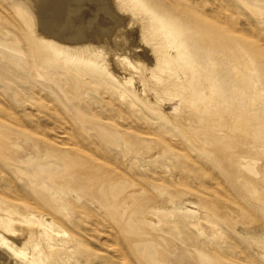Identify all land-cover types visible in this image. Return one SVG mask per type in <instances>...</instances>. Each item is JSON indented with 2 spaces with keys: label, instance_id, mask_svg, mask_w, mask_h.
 <instances>
[{
  "label": "rangeland",
  "instance_id": "rangeland-1",
  "mask_svg": "<svg viewBox=\"0 0 264 264\" xmlns=\"http://www.w3.org/2000/svg\"><path fill=\"white\" fill-rule=\"evenodd\" d=\"M53 1L43 10L35 0L33 8L19 0H0V201L23 206L40 232L59 234L77 264H177L179 251L198 247L224 262L263 261L257 251L264 250V188L257 170L259 165L264 168V155L258 157L264 152V0H157L173 16L181 14L198 25L182 26L193 38L179 41L188 51L184 64L190 75L183 66L177 65V70L189 93L171 94L164 84L138 72L135 87L148 96L139 99L123 91L114 78L70 76L61 57L39 66L29 40L44 34L64 40L61 30L53 29L57 26ZM91 1L64 2L62 28L111 39L108 28L117 29L130 15L112 0ZM136 30L132 26L128 32L133 35ZM252 47L258 55L252 54ZM239 49L251 58V66H245ZM170 53L176 55L172 47ZM130 59L122 57L126 64ZM113 67L127 73V68ZM63 70L69 83L64 86L58 81ZM207 85L211 93L205 99ZM203 101L218 113L224 107L229 118L249 109L251 131L240 134L242 149L221 144L226 134L210 137L225 132L197 115V102ZM153 103L159 112L148 106ZM105 126L125 135L108 143L100 135ZM192 128L205 129L208 135L191 136ZM152 144L156 151L147 148ZM134 145L146 149L134 152ZM109 164L119 165L127 187L136 186L118 217L124 221L136 210L127 223L132 228L125 231L134 235L132 244L91 196L80 198L75 190L61 188L47 177L48 173L65 177L67 170L76 168L100 174ZM236 169L244 176L234 184L229 175ZM37 190L45 193L44 200ZM219 201L228 206L220 208L215 203ZM201 216L214 224L200 229ZM186 264L198 263L188 259Z\"/></svg>",
  "mask_w": 264,
  "mask_h": 264
},
{
  "label": "bare ground",
  "instance_id": "bare-ground-1",
  "mask_svg": "<svg viewBox=\"0 0 264 264\" xmlns=\"http://www.w3.org/2000/svg\"><path fill=\"white\" fill-rule=\"evenodd\" d=\"M48 1L49 0H35V4L37 7L39 6L40 9L44 10ZM66 1L68 0H54V9H52L54 10L52 15L54 14L53 17L56 19L55 23L57 24V26H55L53 29L56 30V28H59L61 30L59 31V36L64 40H56L58 39L56 37V39H52L50 36L46 37L45 34L41 35L40 38H31L29 40L30 48L32 47L39 66H43V63L50 58L55 59L57 57H61L68 64V68L66 70L70 76L78 78L88 75L97 78H114L115 80L119 81L123 91L129 92L132 94V96L137 97L138 99L148 98L145 93H139V89L137 90L135 87L136 84L134 83V79L138 72H140L146 80L152 81L156 84L158 83L157 85L164 84L166 90H168L171 94L183 95V97L188 95L189 90L183 87V82L179 78V73L177 70V65H180V67L183 66V71L187 77H189L190 69L184 64V59L188 57V51L187 48L179 44V41L188 42L190 38H193V36H190L189 33H185L181 29L182 26L197 29V24L187 20V18L181 14L173 16V14H171L167 8H164V6L161 5L157 0H112L114 2L113 4H116L120 11L130 15V17L125 23H119V26L116 27L117 29H112L113 25L112 27L110 26L111 28L109 27L108 29L110 31L109 33H111V39H107L103 35L106 39L104 38L102 40L101 36H99L100 38L93 35L91 37V35H87L83 31L81 32V30L79 31V28L75 29V27H73L74 29L72 28V30L69 29V27L66 28L65 26L62 28L65 22L64 13L67 14L64 10V2ZM77 1L79 3H86L88 1L90 2L91 0H76V3ZM19 2L24 6L31 5V8L34 7L31 0H19ZM79 10L80 9H78V12ZM45 12L46 13H44V15L42 14L44 17L46 14H48L46 10ZM74 13L76 12L74 11ZM75 19L77 18L75 17ZM118 21L120 22V20ZM72 23H74V21ZM87 23L89 24V22ZM88 24L87 26L89 27ZM74 25L72 24V26ZM132 26L137 27V30L135 31L136 34H133L135 37L130 35L131 33L129 34L128 32L129 27ZM4 31L5 28L2 29V33H4ZM88 31L90 32L91 30ZM50 35H52V33ZM171 47L175 50V56L170 53ZM251 52L254 56H256V54L258 55L259 53L255 47L251 48ZM119 54H121V56H119ZM128 55H130L131 59L130 63L126 64L122 60V57ZM238 55L244 60L246 67L251 66V58H248L247 54L242 49H239ZM188 59L189 57L187 60ZM234 62L235 60H231L230 64L233 66L234 71H237L236 66L233 64ZM113 63H115L121 69L125 70L127 68V73L125 72V75H123V72H120L119 69L115 71L116 69L113 67L115 64ZM36 69L40 70V67ZM259 69L263 70L260 67ZM64 71L65 70L58 74V81L63 86L64 84H69L68 80L66 79V73H63ZM235 74H237V72ZM209 85L205 86L203 89L205 99L208 98L211 93ZM149 98L151 99L150 96ZM197 103L200 111H195L197 112V115L200 114V119L212 120L215 127L218 126L219 129L225 132L222 133L221 131L217 135L210 137L215 139V137H221L226 134V139L225 141H222L221 144H224L233 150L242 149L240 146L241 141L239 136L241 133L251 131V114L249 109L242 110L241 114L229 118L227 115H225L226 113L223 112L225 110L224 107L220 108L221 110L218 113L211 106L205 105V101H203V103ZM155 105L153 103V105L148 106L154 110L156 109V112H159V108H156ZM249 105L251 104L249 103ZM186 122L183 124L186 125ZM188 128L190 129V127ZM103 129L104 130H100V135L108 143L115 144L116 141L113 140L114 136L125 135L124 132L119 131L112 126H105ZM204 130L197 131L192 128L190 135L198 137L201 135H208L207 131ZM199 142H201V139ZM215 142L219 143L218 139ZM3 144H5V142H3ZM76 144L77 143H75L74 146ZM78 144L80 145V143ZM147 148H151L153 151H156L154 144L147 146ZM145 149L146 147L143 146L139 148L135 146L133 147L132 151L143 152ZM158 150L162 151L163 149L159 148ZM258 155L257 156L260 157V155H264V152H259ZM16 157L18 159L22 158L21 155H17ZM109 165L110 167L102 171L100 174L93 173L87 169L82 170L76 168L72 172L67 170L66 173L68 172V175L65 177H61L60 175H56L54 173H48L47 177L54 183H57L61 188L71 191L75 190L80 198H83L84 195L91 196L93 198L92 203L100 207L105 214L114 219L120 230L125 233L126 240L129 242V244H132L131 242L134 240L132 237L134 235L131 232L126 233L125 231L132 228V226H129L127 223L131 221L133 216L137 213L136 210H131L128 212V214H126L124 219L125 222L121 219H118V217L123 213L120 208L124 207L128 201H131V194L135 193L136 186L131 185L130 187H127V183L119 171V169H121L119 165ZM122 171L127 172V170H123V168ZM257 171L259 174V184L264 188L263 166L259 165ZM242 176H244L242 171H238L236 169V171H232V173H230L229 178L231 182L235 184L239 178H242ZM37 194H39L43 200L44 197H46L45 193L40 190H37ZM215 203H217L220 208H225L228 206L227 204L225 205L223 201ZM223 210L225 211V209ZM114 216H117V218ZM213 224L214 221H212L210 218L206 219L204 216L199 218L200 229H206ZM116 237L117 236H114V238ZM258 250L259 251L257 252L261 253L264 258V250ZM162 256L163 254L159 253V257L162 258ZM116 258H118V256ZM74 259L75 258L73 257L72 253H70L66 242L60 238L59 234L52 233L49 230H43L40 232L36 226V219L32 216V214L24 210L23 206L12 203L6 199L0 201V264H9L10 261H12V264H77V261H73ZM188 259H191V261H197L198 264H236L234 262L221 261L219 258H217V256L200 247L179 251L176 263L186 264ZM254 263L264 264V260Z\"/></svg>",
  "mask_w": 264,
  "mask_h": 264
}]
</instances>
